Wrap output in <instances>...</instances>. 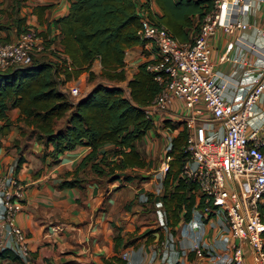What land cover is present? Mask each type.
<instances>
[{
    "label": "built area",
    "instance_id": "obj_1",
    "mask_svg": "<svg viewBox=\"0 0 264 264\" xmlns=\"http://www.w3.org/2000/svg\"><path fill=\"white\" fill-rule=\"evenodd\" d=\"M255 2L263 4L264 0H208L189 39L179 40L159 22L151 0L136 1V34L147 50L145 68L161 84L144 112L152 120L160 116L168 136L152 177L143 181L135 199L145 203L150 195L153 198L163 193L162 180L172 159V138L184 129L182 147L186 153L177 177L195 183L192 192L201 207H194L189 219L182 222L193 230L190 247L184 251L177 241L176 225H166L161 199H153L154 222L161 228L162 239L149 250L144 263L123 250V264H153L157 257L165 260L170 253L177 256L172 264H188L182 259L188 251L206 264H248L245 247L254 264H264V222L257 209V203L264 199V114L258 119L255 115L256 100L264 90V65L252 84L241 92L238 80L216 70L211 59V39L217 29L233 35L252 27L264 37V25L240 18L252 11ZM46 41L47 37L33 27L22 29L13 39L0 41V70L30 64L45 51H50L49 56L58 64L65 59L69 69L66 55L54 44L46 45ZM234 45L254 54L264 64V45L239 36L225 44L217 60L246 64L241 57L229 55ZM63 77L62 72L57 73V87L75 102L81 95L79 85L66 82ZM152 181L154 195H149L145 187ZM23 185L12 173L0 175V248H10L24 261L25 235L13 222L14 214L21 209ZM208 221H220L227 231L220 249L207 246L203 231L198 229Z\"/></svg>",
    "mask_w": 264,
    "mask_h": 264
},
{
    "label": "trees",
    "instance_id": "obj_2",
    "mask_svg": "<svg viewBox=\"0 0 264 264\" xmlns=\"http://www.w3.org/2000/svg\"><path fill=\"white\" fill-rule=\"evenodd\" d=\"M24 1L26 0H12L16 12ZM67 1V12L51 19L47 27L57 30L54 45L66 55L70 68H66L65 59L58 64L52 58L42 60L34 57L30 64L0 70V143L1 137L7 134L14 122L21 121L25 130L19 127L20 132L24 130L23 133L28 137L34 136L44 148L48 146L46 154L55 156L76 146L86 147L74 169L66 172L72 176L62 179L59 186L80 188L82 179L76 177V174L87 165L97 175L110 176V181L132 180V175L122 173L126 169L146 165L136 142L153 127L154 122L145 115L144 107L161 89L154 74L145 68L144 61L136 66L130 78L125 77L123 58L126 49L142 42L136 34L139 26L137 0ZM155 2L162 11L158 16L159 22L169 26L173 30L172 35L181 40L184 39L183 36H187V29L184 30V27L191 25L188 14L197 13L199 18L208 0ZM47 6L36 4L31 7L30 12L39 23ZM24 19V15L16 14L13 17L11 24L15 27V34L26 27L35 28L25 23ZM8 24L0 22V28L7 27ZM39 33L46 36V33ZM49 43H53V39L47 38L45 44ZM94 59L100 63L97 74L90 69ZM82 70L87 71V81L93 82L99 77L109 84L94 81L89 94L75 103L58 89L56 76L58 72H62L63 80L66 81L75 78ZM120 81H125L129 95L116 87ZM10 108L18 111L15 120L6 114ZM184 136L185 130L181 129L172 138L169 151L172 159L162 180L163 193L149 198V201L161 199L166 225L171 228L189 219L194 207H201V201L196 203L192 192L196 188L195 183L177 177L186 153L182 147ZM262 147L264 148V137ZM22 161V156L18 154L15 171ZM257 209L264 222V199L257 203ZM113 241L114 248L121 244L118 230ZM130 241H124L123 245ZM191 255L192 251H188L186 256L190 259ZM4 260L23 264V260L7 247L0 248V261ZM103 263L123 264L124 260L113 255L105 258Z\"/></svg>",
    "mask_w": 264,
    "mask_h": 264
},
{
    "label": "crops",
    "instance_id": "obj_3",
    "mask_svg": "<svg viewBox=\"0 0 264 264\" xmlns=\"http://www.w3.org/2000/svg\"><path fill=\"white\" fill-rule=\"evenodd\" d=\"M36 4L48 5L42 14L40 23L30 12L31 7ZM151 5L158 16L162 14L155 0H151ZM15 7L12 0H0V22L9 23L7 27L0 28V40H10L15 37V27L11 21L17 14L24 15L25 23L46 33V37L53 39L52 44H54L57 30L54 27H47V23L67 12V0H26L18 6L17 12ZM196 14H188V16L191 19ZM240 18L245 22L255 20L258 24L264 25V3L255 2L252 11L241 15ZM166 28L173 33L169 26ZM192 31H187V36H183L182 33L184 39L181 40H188ZM235 36L257 45H264V37L252 27H248L236 31L233 35L217 29L211 39V59L214 62V68L236 78L242 92L252 84L253 78L261 71V66L264 64H261L254 54L235 45L229 55L241 57L246 64L230 61L219 62L218 55L224 49L225 44ZM146 57L147 50L142 42L126 49L123 58L126 79L130 78L136 66ZM90 69L95 74L100 71V63L97 59L92 61ZM82 74L87 76V71L82 70L75 78L66 81L72 84L78 83L81 95L93 86V82L86 79L82 84L79 82ZM255 110L257 119L258 115L264 114V90L256 100ZM6 114L10 119L15 120L18 111L10 108ZM19 127H23V123L15 121L7 134L1 137L0 175L12 173L24 183L19 200L21 209L13 216L14 224L20 227L25 235L27 253L23 264H104L103 260L113 255L121 258L120 254L123 250L144 263L149 250L156 245L155 241L159 235L158 232L149 231V225L144 221L136 219L139 208L142 207L135 199L137 189L140 187L132 189V195L129 193L127 198L131 196L134 198L131 199L128 210H124L118 205L119 190L113 188L114 181H111L107 189L103 190L95 183H85L80 188L59 186L62 179L71 176V173L66 174V172L75 166L86 147L76 146L71 150L51 156L46 154L48 146L44 148L34 136L28 137L26 133H23L25 126L22 133ZM18 154L22 156L23 161L15 171L14 164ZM175 228L179 246L184 251L188 250L193 230L182 225V222L178 223ZM198 229L203 231L202 237L207 246L214 249L222 247L227 231L220 221H208L207 224L199 225ZM117 230L121 244L114 248L113 236ZM126 240L131 241L124 246L123 243ZM245 251L248 264H254L247 247ZM175 259L177 256L170 253L165 260L157 257L153 264H172ZM182 259L188 264H206L205 261H198L199 259L193 254L190 259L187 256Z\"/></svg>",
    "mask_w": 264,
    "mask_h": 264
},
{
    "label": "rangeland",
    "instance_id": "obj_4",
    "mask_svg": "<svg viewBox=\"0 0 264 264\" xmlns=\"http://www.w3.org/2000/svg\"><path fill=\"white\" fill-rule=\"evenodd\" d=\"M196 22H197V14L194 17H191V25L186 27L187 31H192ZM49 55H52L50 54V51H45L44 53H42L39 56H36L35 58L42 59V60H49L50 58H52V56H49ZM85 79L87 80V76L82 74L79 78V82L82 84L85 81ZM95 79L96 80L94 81L109 84V82L103 79H100L99 77H96ZM118 84L121 85L123 88H126L125 81H120L118 82ZM180 106L181 105L179 104V108H183L182 106L181 107ZM180 112H183V109L180 110ZM153 122H154L153 127L148 131V134L144 135V137H142L140 140L136 142L137 149L139 150V152L142 154L143 158L146 161L145 167H142L140 169H136V168L126 169L122 173V174L132 175L133 177L132 180H129V181H121L122 179L114 180L115 184L113 188L119 190V193L117 196L118 201H119L118 205H120L121 208L124 210H128L131 204V199L134 198V197L131 198L132 197L131 196L128 199L127 196H129V193L131 194L132 189H135V188L137 189L138 187H140L141 183H143L144 180H149L148 178L152 177L153 172L159 163L160 157L162 156L164 140L168 136V131H166V129H164L163 126L161 125L160 116H154ZM73 169H74V166L71 167V170ZM76 175H77L76 177H79L82 179L80 182V185H81L80 187H82L85 183H95L98 185V188L103 190V189H107V187L109 186L111 182L110 176L105 175V174L97 175L91 172L89 167L87 168L85 167L81 169ZM125 183L129 185H126ZM153 185L154 183L152 181L145 187L146 194L151 193L152 195H154L151 192ZM149 197H151V195ZM140 205L142 207L139 208V214L137 215L136 219L137 221H144L147 225H149V231H152V232L154 231L156 233L158 232L159 236L157 237L155 243L159 244L160 240L162 239V231L160 230L161 228L155 227L152 202L147 200L145 203H140ZM198 261H201V260H198ZM0 264H16V263H10L4 260V261H0Z\"/></svg>",
    "mask_w": 264,
    "mask_h": 264
},
{
    "label": "water",
    "instance_id": "obj_5",
    "mask_svg": "<svg viewBox=\"0 0 264 264\" xmlns=\"http://www.w3.org/2000/svg\"><path fill=\"white\" fill-rule=\"evenodd\" d=\"M116 87L122 89V90L125 92L126 95H129V90H128L127 87H126V88H123V87H122L121 85H119V84H116ZM91 89H92V87H90L89 90H88L87 92H85L84 94L80 95V96L77 98V100L75 101V103H77V102L81 101L82 99H84V98L89 94V92L91 91Z\"/></svg>",
    "mask_w": 264,
    "mask_h": 264
}]
</instances>
